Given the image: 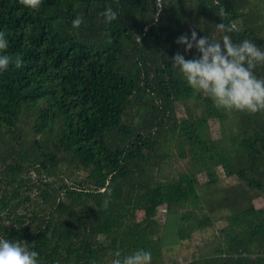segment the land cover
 <instances>
[{
    "label": "trees",
    "instance_id": "obj_1",
    "mask_svg": "<svg viewBox=\"0 0 264 264\" xmlns=\"http://www.w3.org/2000/svg\"><path fill=\"white\" fill-rule=\"evenodd\" d=\"M218 23L264 46V0H0L8 51L24 60L0 74V235L43 264L138 247L166 264L222 219L210 251L182 264H264V111L217 106L171 62L180 34L219 39ZM219 170L237 182L221 186Z\"/></svg>",
    "mask_w": 264,
    "mask_h": 264
},
{
    "label": "clouds",
    "instance_id": "obj_2",
    "mask_svg": "<svg viewBox=\"0 0 264 264\" xmlns=\"http://www.w3.org/2000/svg\"><path fill=\"white\" fill-rule=\"evenodd\" d=\"M162 2L160 0V4ZM41 3L42 0H24L25 6L30 10H38ZM100 15L106 22H112L119 14L109 5ZM84 22L82 14H77L72 19L74 28ZM216 29L223 33L219 39L200 35L195 29L190 34H180L176 42L183 45L184 52L195 47L199 55L186 58L184 52L177 51L171 57L172 67L181 74L187 85L208 95L219 107L251 113L264 111V75H258L255 71L258 64H264V46H258L251 38L235 42L223 23H218ZM9 47L8 31L0 27V74L10 67L21 68L24 65L22 56L10 53ZM109 203L110 198L105 197L103 206L108 207ZM152 259L153 254L149 248H117L107 264H152ZM0 264L43 262L40 252L29 242L0 235ZM52 264H62V261L56 259ZM91 264H104V261L92 259Z\"/></svg>",
    "mask_w": 264,
    "mask_h": 264
},
{
    "label": "rangeland",
    "instance_id": "obj_3",
    "mask_svg": "<svg viewBox=\"0 0 264 264\" xmlns=\"http://www.w3.org/2000/svg\"><path fill=\"white\" fill-rule=\"evenodd\" d=\"M183 110L180 109L179 115L183 114ZM210 128L212 135L214 137H218L219 128L216 121L210 122ZM220 174L219 184L221 186H229L237 182L235 177L227 178L223 176L221 170L218 171ZM257 206L262 204L261 200H257L255 202ZM166 213H163L161 208H158L156 220L159 223H163L164 217ZM218 216L219 213H218ZM225 221L222 219H218L214 222L213 226L206 228L200 232V234H196L192 237L191 240L186 241L184 243L176 244L175 247L171 248V250L166 251L165 253V261L166 264H182L186 260H191L194 257L199 256L205 252H209L211 249L212 243L216 240L218 236V230L223 227Z\"/></svg>",
    "mask_w": 264,
    "mask_h": 264
},
{
    "label": "built area",
    "instance_id": "obj_4",
    "mask_svg": "<svg viewBox=\"0 0 264 264\" xmlns=\"http://www.w3.org/2000/svg\"><path fill=\"white\" fill-rule=\"evenodd\" d=\"M161 210L163 211V213H166V210L164 207H161Z\"/></svg>",
    "mask_w": 264,
    "mask_h": 264
}]
</instances>
